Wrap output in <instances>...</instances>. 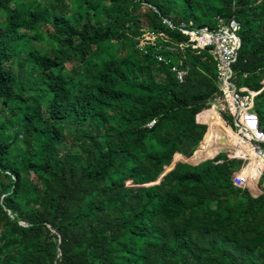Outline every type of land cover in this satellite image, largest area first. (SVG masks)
<instances>
[{
    "label": "trees",
    "instance_id": "trees-1",
    "mask_svg": "<svg viewBox=\"0 0 264 264\" xmlns=\"http://www.w3.org/2000/svg\"><path fill=\"white\" fill-rule=\"evenodd\" d=\"M0 14V264H264V176L203 110L213 62L164 48L185 41L179 23L232 17L235 84L258 92L264 133V0H0ZM220 141L248 156L255 195Z\"/></svg>",
    "mask_w": 264,
    "mask_h": 264
},
{
    "label": "built area",
    "instance_id": "built-area-1",
    "mask_svg": "<svg viewBox=\"0 0 264 264\" xmlns=\"http://www.w3.org/2000/svg\"><path fill=\"white\" fill-rule=\"evenodd\" d=\"M165 23L169 28H172L171 24ZM176 29L186 37L185 41L173 43L164 46V48L177 54L188 48L193 52L204 51L210 56L214 66L216 95L209 106L228 117L237 138L251 149L258 163L262 162L257 173L256 181H258L264 176V133L258 127V118L253 110V99L258 92L237 86L232 71V64L235 62L240 46L237 36L239 24L231 17L227 20L217 19L216 25L212 29L196 28L190 21L179 23ZM143 38L146 43L154 46L156 38L154 34L146 33ZM154 58L157 62H164L160 55L155 54ZM169 70L180 82L187 72V67L182 68L180 60L177 59L175 62H170ZM261 83L264 86V81ZM151 124L150 122L147 126H151ZM232 157L247 160L244 154ZM243 167H240L237 172H233L231 176L232 184L238 188L247 187L245 180L240 175ZM261 186H264V179L261 181Z\"/></svg>",
    "mask_w": 264,
    "mask_h": 264
},
{
    "label": "rangeland",
    "instance_id": "rangeland-1",
    "mask_svg": "<svg viewBox=\"0 0 264 264\" xmlns=\"http://www.w3.org/2000/svg\"><path fill=\"white\" fill-rule=\"evenodd\" d=\"M37 12H38V10L36 9V10L33 12V15L36 16ZM0 19H2V15H1V14H0ZM40 28H41V26L38 27V29H40ZM208 108H212V107H211V106H208L207 108H205V109H203V110H206V109H208ZM203 110H202V111H203ZM215 112H216L217 115L222 119L223 123H224L229 129H231V131H232L233 133H235V131L232 129V127L229 126V125L227 124L226 119H225V120L223 119V116H224V115L221 114V113H219L218 111H215ZM199 113H200V112H199ZM202 124H203V123H202ZM204 125L206 126V129H207V125H206V124H204ZM205 132H206V130H205ZM205 132H204V133H205ZM235 134H236V133H235ZM218 136H219V135H218ZM221 137H222V136H220L219 138H221ZM221 139H222V138H221ZM199 143H200V142H199ZM199 143H198L197 147L199 146ZM218 144H219V148L215 150V153H218V152H226V154L229 155V156H243V153L237 152V151H236L234 148H232V147L224 146L223 144H221V141L218 142ZM213 147H214V145H213ZM212 156H213V155H212ZM192 157H193V154L191 155V157H189V158H187V159H185V158H183V159H181V158L174 159V157H173V159L171 160L170 165H169L167 168H165V169L170 168L174 161H185V162L190 163V164H195V163H197L198 161H200V160L202 159V158H201L200 160H193ZM246 157L248 158V156H246ZM208 158H209V157H208ZM204 159H206V158H204ZM238 160L241 161L240 167L245 166L246 163H247V161H248V160H242V159H238ZM259 165H262V162L259 163ZM238 170H239V169H238ZM236 172H237V171H236ZM255 183L257 184V181H256ZM256 184H255V185H256ZM245 185L249 188L250 193H251L252 195H255L256 192L258 191L255 187L253 188V190H251V188L249 187V182H246Z\"/></svg>",
    "mask_w": 264,
    "mask_h": 264
},
{
    "label": "water",
    "instance_id": "water-1",
    "mask_svg": "<svg viewBox=\"0 0 264 264\" xmlns=\"http://www.w3.org/2000/svg\"><path fill=\"white\" fill-rule=\"evenodd\" d=\"M173 159V158H172ZM183 162H185V161H183ZM187 163V162H186ZM190 164V163H189ZM171 168V167H170ZM170 168H168V169H165L164 170V172L162 173V175L166 172V171H168Z\"/></svg>",
    "mask_w": 264,
    "mask_h": 264
},
{
    "label": "crops",
    "instance_id": "crops-1",
    "mask_svg": "<svg viewBox=\"0 0 264 264\" xmlns=\"http://www.w3.org/2000/svg\"><path fill=\"white\" fill-rule=\"evenodd\" d=\"M258 182V181H257ZM248 188V187H247ZM249 192H250V190H249Z\"/></svg>",
    "mask_w": 264,
    "mask_h": 264
}]
</instances>
